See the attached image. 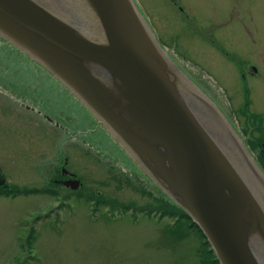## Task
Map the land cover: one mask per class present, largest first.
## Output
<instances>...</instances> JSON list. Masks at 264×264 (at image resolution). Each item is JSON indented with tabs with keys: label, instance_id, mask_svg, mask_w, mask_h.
I'll use <instances>...</instances> for the list:
<instances>
[{
	"label": "rangeland",
	"instance_id": "obj_1",
	"mask_svg": "<svg viewBox=\"0 0 264 264\" xmlns=\"http://www.w3.org/2000/svg\"><path fill=\"white\" fill-rule=\"evenodd\" d=\"M135 1L158 40L197 82L207 75L218 86L237 87L217 47L243 53L255 47L251 38L264 46V0ZM211 28L213 38L207 40ZM252 86L264 97V81ZM22 102L38 109H24ZM66 157L70 169L86 179L87 190L136 207L124 212L103 203L95 208L66 189L57 197L0 196V264H208L195 228L187 226L179 238L173 218L148 211L156 207L152 184L90 111L0 39V173L6 188H44ZM121 167L144 182L131 179L128 185Z\"/></svg>",
	"mask_w": 264,
	"mask_h": 264
},
{
	"label": "water",
	"instance_id": "obj_2",
	"mask_svg": "<svg viewBox=\"0 0 264 264\" xmlns=\"http://www.w3.org/2000/svg\"><path fill=\"white\" fill-rule=\"evenodd\" d=\"M0 39L90 111L220 264H264V172L135 0H0Z\"/></svg>",
	"mask_w": 264,
	"mask_h": 264
},
{
	"label": "flooded vegetation",
	"instance_id": "obj_3",
	"mask_svg": "<svg viewBox=\"0 0 264 264\" xmlns=\"http://www.w3.org/2000/svg\"><path fill=\"white\" fill-rule=\"evenodd\" d=\"M214 30V28L210 29L211 38L207 40L213 38ZM251 40L255 47L245 48L243 53H240V49L236 48L217 47L218 52L228 62L227 66L234 75L230 82L235 83L237 87L218 86L211 76L207 75H202L203 83L197 82L188 72L187 74L218 106L264 169V97L261 93L258 94L256 88L252 86L264 81V59L261 57L264 54V46L261 40L257 41L255 38H251ZM26 91L29 92L27 86ZM216 93L218 99L213 95ZM219 100L223 104L219 103ZM21 106L24 109L26 107V109H32L33 111L38 109L28 106L24 102L21 103ZM54 173L56 177L52 179V182L57 183L62 189L77 192L72 190L73 184L70 183L76 180L81 182L79 189L86 188V179L80 178L77 173L70 169L68 157L62 161L60 166L54 169ZM134 173L143 181L141 175ZM131 178L132 180L136 179L134 176H131Z\"/></svg>",
	"mask_w": 264,
	"mask_h": 264
},
{
	"label": "trees",
	"instance_id": "obj_4",
	"mask_svg": "<svg viewBox=\"0 0 264 264\" xmlns=\"http://www.w3.org/2000/svg\"><path fill=\"white\" fill-rule=\"evenodd\" d=\"M55 178V177H54ZM121 181V180H118ZM123 182V181H122ZM129 185L131 183L127 181ZM59 185H57L55 182H50L49 184H46L44 188L42 189H31L28 187H19L17 185L9 186V187H3L0 188V196L5 197H19V196H31V195H51V196H60V191H58ZM75 196L78 200H83L87 202H93L92 205L95 208H100V205L104 203L110 206L111 208H116L118 210L127 211L130 209H133L136 207L134 203L124 204L119 202L116 199L108 198L105 196L102 192H95V190H87V189H79L77 192H74ZM144 195H149L145 191H143ZM154 209L151 207H146L148 211L160 213V217L164 216H170L174 219L173 224V232L175 234H178L179 238H183L185 235L184 229L189 226L190 229H196L198 234L200 235L201 239L204 241V244H202V248L207 249L206 256L208 257V264H220L218 259L216 258L210 243L207 241L206 236L202 232V230L196 225L193 220L180 208H178L176 205L165 202L161 199L154 198ZM36 241V233L34 230H32L29 243L32 245Z\"/></svg>",
	"mask_w": 264,
	"mask_h": 264
}]
</instances>
